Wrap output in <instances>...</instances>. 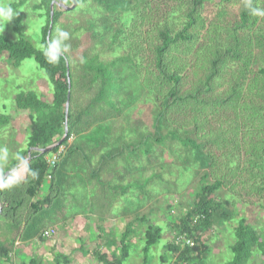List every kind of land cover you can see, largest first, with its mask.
<instances>
[{"label": "trees", "instance_id": "16d2710c", "mask_svg": "<svg viewBox=\"0 0 264 264\" xmlns=\"http://www.w3.org/2000/svg\"><path fill=\"white\" fill-rule=\"evenodd\" d=\"M8 1L14 10L25 4V0ZM212 1L224 5L233 0H39L32 8L44 22L41 43L54 38L57 28L70 34L66 41L69 50L56 65L48 63L42 52L24 39L22 15L13 19V31L18 37L0 35V55L6 54V61L13 68L33 59L52 89L51 103L41 100L33 91H21L13 97L15 111L29 114L27 137L25 148L11 160L6 171L21 163L31 149L29 161L8 175L0 188V222L15 232V238H50L56 233L50 225L67 219V210L77 197L75 192L66 200L64 185L74 180L67 172L76 151L88 153L99 145L100 151L105 149L114 161L124 158L125 174L116 170L110 181L105 180L119 193L131 189V171L144 161L147 170L151 169L150 177L155 178L152 170L160 171L159 162L165 160L164 147L173 155L172 162L177 159L181 164L179 168L199 175L192 205L178 224H170V228L177 230V236L165 246L174 253L170 264H198L206 260L211 250L203 233L217 222L233 224L235 241L229 247L232 258L225 264H250L254 255L264 262V235L247 218L231 212L239 198L264 196V32L256 26L258 16L248 7L250 4L259 9L257 0H246L237 14L230 17L225 9L206 15L205 6ZM53 2L65 6L75 2L74 10L85 7L88 17L82 25L74 21L64 28L62 17L74 10H58L54 4L51 16ZM261 23L264 25V19ZM132 85L131 93L128 88ZM139 85L141 92L136 91ZM68 91L67 134L50 153L61 145H66V152L51 167L48 153L33 149L50 146L62 137ZM141 95L143 102L152 105L148 114L150 128L149 122L142 120L134 127L131 122H124L138 112V106H129ZM12 119L0 112V129L12 125ZM147 130L160 147L159 155L155 153L150 158ZM71 136L93 139L82 144L76 140L69 143ZM140 144L145 157L135 153L132 168L125 163L127 157L123 153ZM131 156L129 153L128 158ZM174 165L165 160L162 168L168 172L178 167ZM116 168L121 169V163ZM4 173L0 171V178ZM49 173L48 194L36 199ZM124 184L127 186L123 187ZM223 191L222 198L219 194ZM88 205L71 215L94 212L90 202ZM138 206L136 211L142 207ZM135 216L119 239L115 234L111 236V243L118 241L119 254L94 250L93 258L102 264H124L136 219L144 217L148 221L146 215ZM149 223L142 264H149V252L161 240L162 229L165 231V227ZM49 229L53 234L43 237ZM181 236L194 241V246L184 245L183 239H178ZM12 249L0 237V257L10 261L8 254ZM67 260L59 253L54 264H66Z\"/></svg>", "mask_w": 264, "mask_h": 264}, {"label": "rangeland", "instance_id": "374dc122", "mask_svg": "<svg viewBox=\"0 0 264 264\" xmlns=\"http://www.w3.org/2000/svg\"><path fill=\"white\" fill-rule=\"evenodd\" d=\"M38 1L39 0H25V4L19 9L15 10L18 12V14L22 15L23 17L21 27L23 30L24 39L30 42L37 49L39 48L33 37L38 35L40 38V42L42 41L41 27L44 23L41 19L38 18L37 12H35L32 8V6ZM4 2L9 4L8 0H4ZM243 2H246V0H233L224 5H217L216 2L212 1L206 4L204 12L206 15L211 16L225 9L228 16L230 17L233 14H237L238 9L240 8ZM256 3L258 4L259 9L264 11V0H257ZM69 6H71V4L68 5V7ZM74 6L75 7L70 9V11H73L76 8V5ZM56 9L59 10L61 8L59 6H56ZM257 16L258 17L256 26L259 27V30L261 32H264V25L261 23L264 19V15ZM87 17L88 14L85 10V7H79L69 15L62 17L61 26L63 25L64 28H69V26L74 24V21H77V25H82ZM0 35L9 36L11 39H16L18 37V35L13 31V20L9 22L4 29L0 28ZM134 85L128 88L129 92H134ZM49 86L50 84L46 79L45 74L37 66L33 59H26L21 63L18 68H13L11 64L6 61V54L0 55V112L11 115L13 118L12 122H14L13 126L9 125L0 129V171H6V168L9 165V161L11 160L12 156H14V154L12 153H16L20 149L21 145L24 144V140H26L27 137L26 131L29 114L26 112L18 113L15 111L13 105L14 95L21 91H33L38 95L41 100L51 103L52 89ZM137 90L141 92L140 85L137 86L136 91ZM134 105L139 107L138 112L133 116V118L126 119L124 122H131V127H134L135 124L137 122H141V120L143 122H149L148 114L150 115L151 113V103L143 102V96L141 95L137 98L134 103L129 106V109ZM138 116L139 119L136 118ZM149 126L150 122L149 125L147 123L148 128H150ZM147 133L150 136L147 140V143L149 144L148 157L150 158L156 154L159 155L160 147L159 144L153 142V135L150 134L149 130H147ZM15 140H17L21 144H18ZM73 140L75 141V139ZM54 141H56L55 138ZM56 142H54V144ZM151 144L152 147H150ZM150 148L153 151L150 152ZM163 148V159L169 160L172 165L180 164L177 162V159L172 162V159L174 158L173 155L168 151L167 148ZM129 151L130 150L125 149L123 153V157H128L129 153L131 156V152H134L133 156L125 160V163L129 166L132 165V160L135 159V153H137V155L141 154L142 157H145L143 145L138 146L137 149H134L131 152ZM50 154L51 153H48V155ZM123 159L115 161L119 164L123 163ZM165 160L159 162V172L152 170V173L154 172L155 178H153L152 176L150 177L151 169L149 168L147 170L145 166V161L142 162L141 166H138L137 168L132 165V168H135V171L132 169L130 176V185L132 184L130 190H132V192L129 190V188L124 191V193L127 192L126 194L129 196L128 200L131 199V201L126 202L124 208L126 213L131 214V217L135 216L136 214H139L140 216L146 215L148 220L146 222L147 227L151 225L149 222H152V224L159 226L161 229L162 227H165V231L162 229V232L160 234L161 240L154 246L155 255H157L158 258L154 257L153 255H150L149 264H170V262H172V258L174 259V253L168 252L165 248L166 244L172 242L174 237L177 236V230L174 227L170 228V224L171 222L178 224L179 219L192 205L193 195L197 189V182L199 181V175L196 176L195 174H191L190 170L186 171L182 167L179 168V165L175 169H171L170 171L165 172V170L162 168L163 163L165 164ZM127 170L130 171L131 169L127 167ZM148 176L149 180L147 179ZM56 177L58 176L56 175ZM56 180H54V183H57ZM127 182L129 181L127 180ZM126 186L127 184L123 185V187ZM49 187L50 181L47 179L44 180L43 184L41 185V188L37 193L36 199H43L48 194ZM72 187L73 186L70 185V183H66L64 185V189L66 190V200L67 198L72 197V193H75ZM132 194H136L133 199ZM139 195H141L142 198L137 200L136 196ZM219 195L223 198L225 192L223 191ZM145 198L147 199L148 204L146 203ZM137 206L139 208L140 206H142L139 211H136ZM229 207L231 208V206ZM231 210V212L235 215H242L247 218L248 223L255 227L260 234L264 235V196L260 199L254 195H251L250 197L239 198V200L234 206V209L232 207ZM68 211L71 214H74V212L77 211L75 200L71 207L68 209ZM90 212L91 211H89L88 215L90 214ZM68 215L66 217H68ZM234 221L236 222L235 219ZM41 222L42 221H40V223ZM87 223L89 222H86V224ZM231 226H233V224H229V222L221 225L220 223L218 225L217 222L214 227L203 233V236L207 238L211 251L207 259L203 262H198V264H225L229 260H231L232 253L229 247L235 241L234 233L233 230H231ZM37 229L38 226L35 225L34 231L36 232ZM34 243L36 244L37 242L32 241V246ZM32 246H28V248L32 250ZM22 252H25V250ZM254 256L255 257H253L250 264H264L259 255ZM32 257L33 256H30L28 254H21L20 258L14 257L13 262L14 264H21L19 262V259H21L22 264H28L29 260ZM4 260L5 259L3 257H0V262L2 261V263H4ZM164 260L166 262H164Z\"/></svg>", "mask_w": 264, "mask_h": 264}, {"label": "crops", "instance_id": "0c3cea01", "mask_svg": "<svg viewBox=\"0 0 264 264\" xmlns=\"http://www.w3.org/2000/svg\"><path fill=\"white\" fill-rule=\"evenodd\" d=\"M13 125L14 122L10 126ZM74 139L82 144L81 142H87L93 138L82 136L77 139L76 136ZM17 143L21 144L18 141ZM25 144L26 140L21 147L19 145L20 149L16 153H12L14 156L11 160L17 156L20 150L25 148ZM117 165L118 163L109 157V153L105 149L100 151L99 145L88 153L76 151L75 156L69 161L67 172L71 177H74V180L70 181V185L74 186L76 192V206L77 208L90 206L88 205L90 202L95 211L89 215L87 211L71 215L67 210V215H70L65 221L50 225L56 229V233L43 240L37 237L27 241L21 239L20 236L15 238V232L0 222V237L13 248L8 254L10 261L4 260L5 262L2 263L1 261L0 264H14V257L20 258L21 254L33 256L28 264H54V257L59 253L69 259L66 264H102L93 258L94 250L100 253L118 254L116 249L118 241L111 243V236L115 234L116 239H119L127 223L136 216L131 217V214L121 211L126 202L131 200H128L129 196L126 192L116 193L105 184L107 180L110 181L116 170L125 174L126 169L123 163H121V169H117ZM139 199L137 198V200ZM113 208L120 209L119 211L114 210V212ZM110 210L113 211L112 214L109 212ZM139 217L141 216L139 215ZM86 222L89 223L86 224ZM147 228L144 217L136 219L135 230L129 236V253L128 259L124 261L125 264H142V248L145 243L144 237ZM32 241L37 243L32 246ZM28 246H32V250ZM153 248L149 252V261L150 255L157 257L155 248ZM24 250L25 252H22ZM19 262L22 264L21 259Z\"/></svg>", "mask_w": 264, "mask_h": 264}, {"label": "clouds", "instance_id": "9594fccd", "mask_svg": "<svg viewBox=\"0 0 264 264\" xmlns=\"http://www.w3.org/2000/svg\"><path fill=\"white\" fill-rule=\"evenodd\" d=\"M248 7L256 15H264V11L256 8H251L249 4ZM18 12L15 11L9 4L5 3L4 0H0V28H5V26L11 22ZM56 35L54 38L47 40L45 43L40 42L39 36H34V40L37 43L39 50L42 52L46 61L50 64L56 65L60 62L64 53L68 52L69 45L66 41L69 40L70 34L62 28H57ZM33 176L36 175L35 172L32 173ZM4 185H0L3 187Z\"/></svg>", "mask_w": 264, "mask_h": 264}, {"label": "water", "instance_id": "95a60500", "mask_svg": "<svg viewBox=\"0 0 264 264\" xmlns=\"http://www.w3.org/2000/svg\"><path fill=\"white\" fill-rule=\"evenodd\" d=\"M54 4L56 6H59L62 10H70L74 7V5L76 4L75 2H73V4L71 6H65L63 3H59V2H53L51 5H50V14L52 16L53 14V6ZM48 40V39H47ZM68 83H69V79H68ZM68 99H69V91H68V95H67V101H66V108H65V123H64V130H63V135L62 137L55 143V144H51L50 146H47L45 148H34L33 150L35 151H39L40 153H50L52 148L55 146V145H59L63 139L65 138L66 134H67V122H66V118H67V108H68ZM30 152H31V149L28 150V156L21 162L19 163L16 167H14L13 169L11 170H8V171H5V173L3 174V176L0 178V185H2V182L3 180L8 176L10 175L11 173H13L18 167H21L23 166L27 161H29L30 159ZM1 188V187H0ZM0 210H1V206H0Z\"/></svg>", "mask_w": 264, "mask_h": 264}, {"label": "built area", "instance_id": "2783aa9c", "mask_svg": "<svg viewBox=\"0 0 264 264\" xmlns=\"http://www.w3.org/2000/svg\"><path fill=\"white\" fill-rule=\"evenodd\" d=\"M74 139L73 136L69 137L68 142L71 143L72 140ZM66 152V145H61L57 151H55L54 153H51L50 155L47 156V162L48 164H50L51 167H54L55 164L59 161V159L61 158V156ZM46 178L49 180L51 178L50 173L46 175ZM51 234H53V230L49 229L45 232H43V237H50ZM178 239L182 240L181 242L184 243V245L187 246H194V241L189 240V239H184L183 236L179 237Z\"/></svg>", "mask_w": 264, "mask_h": 264}]
</instances>
